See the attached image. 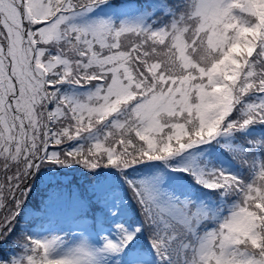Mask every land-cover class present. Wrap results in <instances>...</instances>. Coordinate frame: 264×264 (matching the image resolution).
<instances>
[{"label": "snow or ice", "instance_id": "obj_1", "mask_svg": "<svg viewBox=\"0 0 264 264\" xmlns=\"http://www.w3.org/2000/svg\"><path fill=\"white\" fill-rule=\"evenodd\" d=\"M0 264H264V0H0Z\"/></svg>", "mask_w": 264, "mask_h": 264}]
</instances>
